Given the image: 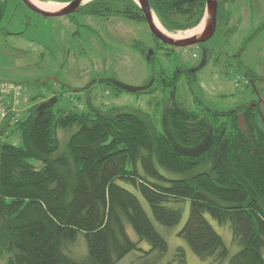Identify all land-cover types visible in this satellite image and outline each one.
<instances>
[{"label": "trees", "instance_id": "16d2710c", "mask_svg": "<svg viewBox=\"0 0 264 264\" xmlns=\"http://www.w3.org/2000/svg\"><path fill=\"white\" fill-rule=\"evenodd\" d=\"M150 3L170 32L198 27L206 10V0ZM8 4L0 0V22ZM78 11L146 22L135 0H92ZM147 57L151 63L153 57ZM184 73L189 71L181 68L163 79V87H175ZM100 82L119 92L154 90L151 83L135 88L110 79ZM54 102L32 106L27 117L0 128V262L116 264L141 250L143 241L150 245L147 253H163L167 241L139 193L166 226L182 218L175 205L190 201L180 234L201 258L218 263L228 254L209 214L222 224L230 222L242 247L230 264H264V130L257 122V105L222 112L172 106L167 110L169 134L151 129L138 112L66 110L57 116ZM73 126L78 129L69 139L68 153L62 154L58 130ZM210 129V142L202 151H185L201 149ZM15 131L21 145L6 141ZM205 164L211 165L209 170L188 176ZM166 172L186 176L170 178ZM129 225L139 241L129 236ZM81 235L88 254L77 259L70 254L71 245Z\"/></svg>", "mask_w": 264, "mask_h": 264}, {"label": "rangeland", "instance_id": "374dc122", "mask_svg": "<svg viewBox=\"0 0 264 264\" xmlns=\"http://www.w3.org/2000/svg\"><path fill=\"white\" fill-rule=\"evenodd\" d=\"M244 1L249 7V0ZM252 4L258 7L253 12L256 17L243 26L233 25V29L228 30L230 41L219 38L217 32L208 42L172 50L154 40L144 21L81 11L72 16L44 17L31 11L22 0H9L0 22V81H13L23 86L17 105L20 119L29 115L32 106L55 101L57 116L66 110L106 112L119 109L141 113L147 117L151 129L172 134L167 126V110L172 106L222 112L243 108L252 102L258 106L257 122L264 130V81L246 77L248 72L264 65V30L260 29L264 25V0H252ZM230 6L233 12L239 10L235 9L236 3ZM158 22L163 30L178 37H189L201 30L196 27L172 33L159 19ZM148 55L153 57L151 63ZM181 68L189 73H184L175 87L164 88L162 80L172 77ZM238 77H242V81L236 86ZM100 79L135 88L151 83L154 90L119 92ZM77 129V126L59 128L62 154L68 153L69 139ZM211 136L212 129L201 149L185 151H202ZM6 141L21 145L20 132L9 134ZM210 166L202 165L188 176L209 170ZM166 174L170 178L186 176ZM137 195L154 226L167 241L168 248L163 253H147L150 245L143 241L141 250L130 252L116 264H230L231 258L241 250L233 237L230 222L222 224L207 214L222 236L228 254L218 263L201 258L180 234L190 215L189 200L175 205L182 209L181 220L166 226L156 220L148 202L139 193ZM262 205L264 208V202ZM128 233L132 240L139 241L140 236L130 225ZM71 249V256L84 259L88 254L85 238L81 235ZM0 264H7L6 260Z\"/></svg>", "mask_w": 264, "mask_h": 264}, {"label": "water", "instance_id": "95a60500", "mask_svg": "<svg viewBox=\"0 0 264 264\" xmlns=\"http://www.w3.org/2000/svg\"><path fill=\"white\" fill-rule=\"evenodd\" d=\"M22 1L31 11L44 17L69 16L77 12L83 5L86 4L85 0H72L68 3H65L62 8L56 11H47L39 7L33 0ZM135 2L141 8L151 33L168 46L176 48L198 46L212 39L216 33L219 0H206L205 15L202 22L200 23V25L204 23L202 31L198 34L181 38H177L175 35L166 32L161 26L158 25L159 22L157 23L158 19L152 9L150 0H135Z\"/></svg>", "mask_w": 264, "mask_h": 264}, {"label": "flooded vegetation", "instance_id": "af4514ba", "mask_svg": "<svg viewBox=\"0 0 264 264\" xmlns=\"http://www.w3.org/2000/svg\"><path fill=\"white\" fill-rule=\"evenodd\" d=\"M70 1H72V0H70ZM70 1H68V2H70ZM242 1L243 2L237 1V0H219V7H218V13H217V30H216V33L219 32V34H220L219 38L223 37L225 40L230 41V39L227 38L228 36H230V34H228V30L233 29V25L243 26L247 22H252L253 16L256 17L253 14V12H255V10L258 8L257 5L255 4L256 5L255 6L254 4H252V0H249V2L247 1L249 7H247V6H245V3H244L245 1L244 0H242ZM43 2H56V1H43ZM68 2H66V3H68ZM58 3H61L63 5L65 4L62 2H58ZM231 3H234V4L236 3L235 9L239 8V10L237 11V9H236V12H233V8L230 6ZM263 22H264V20H263ZM260 29L264 30V25H262V27ZM182 31H186V30H179L176 32L179 33ZM176 32H172V33H176ZM153 37H155V36L153 35ZM158 41H160V40L158 39ZM174 48H176V47H174ZM259 67L260 68H258L257 70H252V71L248 72L246 77H249V78H252L255 80H259V81H264V65L261 64ZM247 82L249 83L248 80H247Z\"/></svg>", "mask_w": 264, "mask_h": 264}, {"label": "built area", "instance_id": "2783aa9c", "mask_svg": "<svg viewBox=\"0 0 264 264\" xmlns=\"http://www.w3.org/2000/svg\"><path fill=\"white\" fill-rule=\"evenodd\" d=\"M241 81L242 77L235 79L236 86H239ZM22 93L23 86L21 84L7 80L0 81V128L7 121L11 124L19 122L17 105L20 102Z\"/></svg>", "mask_w": 264, "mask_h": 264}, {"label": "bare ground", "instance_id": "6f19581e", "mask_svg": "<svg viewBox=\"0 0 264 264\" xmlns=\"http://www.w3.org/2000/svg\"><path fill=\"white\" fill-rule=\"evenodd\" d=\"M39 7H41L42 9H45V10H47V11H56V10H58V9H60V8H62L63 7V4H60V3H58L57 2V4H56V2H43V1H39V0H33ZM88 1H90V0H85V2H88ZM157 23H158V21H157ZM158 25H159V23H158ZM160 26V25H159ZM203 27H204V23H202L201 25H199V27H198V29H201L198 33H200L201 31H202V29H203ZM197 33V32H196ZM197 33V34H198ZM177 38H181V37H178V36H176ZM12 97V96H11ZM10 111L12 110L11 108L9 109Z\"/></svg>", "mask_w": 264, "mask_h": 264}]
</instances>
